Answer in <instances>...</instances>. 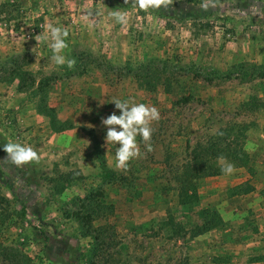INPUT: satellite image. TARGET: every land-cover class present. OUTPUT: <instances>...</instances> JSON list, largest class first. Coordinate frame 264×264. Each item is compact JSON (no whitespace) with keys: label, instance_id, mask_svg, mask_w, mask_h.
<instances>
[{"label":"rangeland","instance_id":"1","mask_svg":"<svg viewBox=\"0 0 264 264\" xmlns=\"http://www.w3.org/2000/svg\"><path fill=\"white\" fill-rule=\"evenodd\" d=\"M4 2L0 264H231L219 251L210 252L214 228L200 234L199 246V235H193L196 225L211 221L203 216L208 209L221 217L218 230L229 227L234 205L228 198L240 187L234 183L247 175L261 178L254 162L264 130V0H214L207 11L201 7L206 0H174L168 9L147 12L124 0ZM113 11H126L128 24L116 23ZM49 24L68 31L62 54L75 60L73 68L54 63L50 39L36 41L49 35ZM113 99L155 106L160 113L151 124L152 151L138 136L142 157L130 161L127 171L115 169L119 146L104 139L102 118L120 114ZM14 103L37 112L44 107L56 129H63L55 131L41 113L29 139L32 125L15 117ZM68 130L74 133L62 147L48 141ZM8 142L31 146L60 171L80 170L84 178L60 194L52 184L41 191L29 178L30 168L42 162L11 164ZM241 152L246 166L232 159ZM219 157L235 166L231 175L221 172ZM184 187L198 194L187 204L181 203ZM74 210L97 241L69 218ZM262 222L256 217L246 225L256 229ZM238 245L232 262L244 264L248 257L242 261L245 249Z\"/></svg>","mask_w":264,"mask_h":264},{"label":"clouds","instance_id":"2","mask_svg":"<svg viewBox=\"0 0 264 264\" xmlns=\"http://www.w3.org/2000/svg\"><path fill=\"white\" fill-rule=\"evenodd\" d=\"M125 4H129L133 8L141 11L159 10L161 8L168 9L174 4V0H124ZM215 7L214 0H206L201 5L202 9L207 11L209 7ZM116 23L127 25L129 15L126 11H113L109 14ZM48 36H37L36 41L42 43L51 40L50 48L52 51V60L58 66L67 64L68 68L75 66V60L67 59L62 53L68 48L66 38L69 33L52 24L48 25ZM115 108L120 110V114L116 112L102 118L101 123L107 129L104 137L105 143L116 144L119 147L115 152L116 170L127 171L130 161L142 157L137 137L139 136L145 143L147 150L152 151L151 137L153 129L152 122L160 119L159 110L155 106H148L144 103H130L128 100L113 99ZM223 135V133H219ZM4 151L7 153L6 160L17 167H22L29 163H39L41 157L31 146H25L20 143L8 142L4 145ZM218 162L221 164V172L225 175H231L235 171V166L226 162L224 157H219Z\"/></svg>","mask_w":264,"mask_h":264},{"label":"crops","instance_id":"3","mask_svg":"<svg viewBox=\"0 0 264 264\" xmlns=\"http://www.w3.org/2000/svg\"><path fill=\"white\" fill-rule=\"evenodd\" d=\"M13 106H15L14 108L17 110L14 111L16 114L15 117L21 123L25 122L26 124L32 125L30 129L31 132L28 131L31 135H28L30 139V137L37 133V120L42 116L41 113H38L37 110H26V108L20 104L17 105L14 103L11 108H13ZM260 113L261 116L264 117V112ZM67 133L69 134H65L64 131H61L53 134L48 141L51 142L53 140V143L62 147L63 139H65L66 135L72 136L74 131L68 130ZM259 136L263 140V146L260 147L261 151H259V154L256 156V161L254 162L257 164V166L254 167L259 170V174L261 176V178H257L259 182H257V179H252L251 175H247L245 179L235 182V185H240L239 193L237 192L229 196L228 201L234 205V211L227 216L229 217L227 218L228 221H230V219H234V221H230L231 224L229 227L226 226L227 228L224 230H218V228L215 227L214 229L216 230L211 229L214 232L209 231L211 233H215L213 235H215L216 238L213 246L210 248V252L216 253L219 251L221 255H225V257L229 259L228 261H231V264H233L232 258L235 253L233 249H236L238 244V246L244 247L245 249L243 252V255L245 256H243L242 261L244 260V257L250 258H247L246 263L244 264H264V130L259 134ZM78 167L80 168V166ZM82 174L85 175L84 172H82ZM67 189L68 188L65 190ZM240 212H242V214H239ZM256 217H260L263 221L261 224H257L256 229L249 227L250 225H246V220L252 222ZM236 218H238V224H235ZM200 236L201 235L195 237V246L196 244L198 246L201 244Z\"/></svg>","mask_w":264,"mask_h":264},{"label":"trees","instance_id":"4","mask_svg":"<svg viewBox=\"0 0 264 264\" xmlns=\"http://www.w3.org/2000/svg\"><path fill=\"white\" fill-rule=\"evenodd\" d=\"M8 5L9 4L6 2L0 4V16L2 15L3 11H5V9L7 8ZM259 76L264 77V72H261L259 74ZM38 112L44 113L45 115H48L50 117V124L55 131H60L61 129H63V127L56 129L54 115L51 114V112H48L47 109H45L42 106H38ZM231 156H232V159L236 158V157H238L240 159L238 164H241L244 166L247 165V159H246V155L244 152H241L240 154H237V155L234 154ZM231 156H229V157H231ZM241 156H244V158ZM40 161L42 162V166L37 167V168H30L32 177L29 178V181H31V183L34 184L35 186H37L39 188V190H41V191L46 190L48 184H52L53 192L56 194H60L66 188H68L73 182H75L77 180H81L84 178V175L82 174V172L80 170H70L69 172H62L58 169V165L56 163L52 162L50 159L41 158ZM29 165H32V163L26 164L25 166L30 167ZM191 169H192V166L187 164V173L189 171H191ZM248 169L250 170L251 167L248 166ZM214 172H215V169L212 171L209 170L208 174L213 175ZM4 174H5V171L0 166V182H2V176ZM183 189L184 190L181 191V194H180L181 203L187 204V203H190L191 201H194L197 198L198 194H197L195 187L190 191H188V189L185 187ZM89 197H90V195L84 196V197L80 198L78 201L82 202V204H83L85 201H87L89 199ZM4 202H5V198L0 195V208H1V205L4 204ZM203 214H204L203 215L204 217L205 216L206 217L212 216L211 221L204 222L201 225H196L197 230L194 232L193 236L200 235L203 232L209 231V230L217 227V225L219 226L221 224V217L219 216V214L217 213L216 210L208 209V210H205L203 212ZM82 215L83 214H81V212L75 211V210L68 213L69 218H72L77 222L79 230L83 236L93 237L94 240L97 241L98 234H94L93 230H90L89 226H91V225L88 224V221L85 220V218ZM87 216H89V215H87Z\"/></svg>","mask_w":264,"mask_h":264},{"label":"built area","instance_id":"5","mask_svg":"<svg viewBox=\"0 0 264 264\" xmlns=\"http://www.w3.org/2000/svg\"><path fill=\"white\" fill-rule=\"evenodd\" d=\"M32 247H33V245H32Z\"/></svg>","mask_w":264,"mask_h":264}]
</instances>
